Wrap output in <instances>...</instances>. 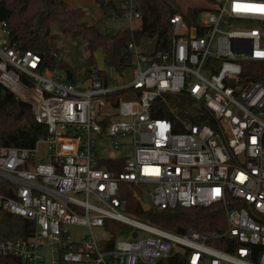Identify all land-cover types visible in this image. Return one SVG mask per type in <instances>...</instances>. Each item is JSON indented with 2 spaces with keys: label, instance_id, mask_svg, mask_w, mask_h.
<instances>
[{
  "label": "built area",
  "instance_id": "built-area-1",
  "mask_svg": "<svg viewBox=\"0 0 264 264\" xmlns=\"http://www.w3.org/2000/svg\"><path fill=\"white\" fill-rule=\"evenodd\" d=\"M113 1L120 12L111 16L143 20L140 0ZM168 19L165 45L145 53L131 41L130 71L118 79L91 65L81 86L74 73L43 67L40 52L11 44L0 20V84L48 129L34 147L0 146V177L11 190L0 204L35 223L27 239L0 238V256L45 264L38 249L48 244L51 264H264V78L246 71L247 62H264V0H215ZM177 95L199 115L179 114L167 100ZM157 101L169 117L156 115ZM201 110L212 124L194 121ZM122 146L132 153L110 169L102 160L118 158L108 149ZM122 183L152 187L151 209L221 204L227 226L176 233L130 217ZM107 219L130 224L132 239L103 249L110 238L93 229ZM70 225L86 227L85 239H73Z\"/></svg>",
  "mask_w": 264,
  "mask_h": 264
},
{
  "label": "trees",
  "instance_id": "trees-1",
  "mask_svg": "<svg viewBox=\"0 0 264 264\" xmlns=\"http://www.w3.org/2000/svg\"><path fill=\"white\" fill-rule=\"evenodd\" d=\"M95 1L108 16L118 10L117 3L113 0ZM66 4L65 0H0V20L8 24L10 43L22 50L30 49L40 52L43 67L71 69L68 62L56 58L57 34L53 31V27L57 26L61 32L74 37L80 36L85 40L91 63H95L94 52L102 49L106 64L122 71L135 61L134 53L128 49L129 42L136 41L142 36L157 37V47H161L168 42L171 35L169 16L178 12L194 16L204 9L190 6L183 11L177 0H140V10L143 13L140 29L133 32L130 28H126L111 33L102 32L94 25L88 24L84 19L85 10L81 7L68 8ZM256 63H259L260 68L253 77L264 78V62H253V64ZM167 100L179 114L184 115H186L184 107L194 105L192 100L183 95L167 96ZM155 108L156 115L169 117L170 111L165 110L166 107L161 102L157 101ZM201 112V118L194 121L212 124L211 115L203 110ZM47 134V126L36 121L31 106L0 84V146L31 148ZM117 162L119 166L116 165L115 168L109 162L106 164L110 169L120 170L122 159ZM123 184H121L122 190ZM0 193L11 195L8 182L1 177ZM122 196L127 200V210L133 208L142 219L171 232L184 233L188 226H192L202 233L211 234L227 226L226 215L221 204L199 209L178 206L174 209L152 208L144 211L142 207L144 198L139 192L135 191L132 195L122 191ZM113 226V220L107 219L105 228L112 234ZM34 231V221L13 214L0 204V238L27 239L33 235ZM114 239L111 236L109 240L102 241L103 249L112 246ZM209 243L221 247V243L214 238L210 239ZM0 264H19V260L12 256H0ZM59 264L71 263L61 259Z\"/></svg>",
  "mask_w": 264,
  "mask_h": 264
},
{
  "label": "rangeland",
  "instance_id": "rangeland-1",
  "mask_svg": "<svg viewBox=\"0 0 264 264\" xmlns=\"http://www.w3.org/2000/svg\"><path fill=\"white\" fill-rule=\"evenodd\" d=\"M66 7L68 8H76L81 7L85 10L84 19L88 24L94 25L102 32H111L115 33L120 29L131 28L130 21L126 18L122 17H113L106 15L100 5L95 0H65ZM180 8L183 11H186L187 7L197 6L209 9L213 2H209L208 0H177ZM208 13L204 12L201 15V18H204ZM140 21L136 20L132 23L134 28H140ZM53 31L57 34L56 39V58L64 60L70 64V68L74 73L73 80L80 85L82 81L85 79V75L89 70L90 66L93 64L90 62V52L86 48L85 40L80 36H71L67 33L61 32V30L55 26L53 27ZM264 39V36H263ZM156 38L155 37H143L139 43V49L145 53H152L156 48ZM94 64L99 68L106 69V71H112V75L118 79H120V71H117L116 68L112 66H108L105 62V53L102 49H98L94 52ZM128 71H130V66L127 67ZM259 63L253 64V62L246 63V71L256 74L259 70ZM81 86V85H80ZM128 142V139L123 138L122 142ZM40 149L42 151L46 150L45 143H39ZM108 153L112 155H130L132 153L131 146H122L120 149H108ZM122 188L126 194H132L133 192H139L140 195L144 198V201L150 202L151 197L149 192L152 190V187H146L144 185L140 186H131L128 183H124ZM125 214L130 217H134L135 219L146 221L138 216L133 208H129ZM148 222V221H146ZM114 233L107 229L101 227H95L93 229L96 237L101 238L102 240L108 239L111 236L118 240H131L132 235L130 230L133 228L130 224L125 222L115 221L113 220ZM88 229L79 225H70L69 233L71 237L75 240H84L85 235L88 234ZM141 235H143L144 231H139ZM84 236V238H83ZM177 249L180 252H185V247L182 245H178ZM38 253L43 257V261L45 264H51V259L56 256L54 254L53 248L51 245L43 244L39 247ZM58 257V256H57Z\"/></svg>",
  "mask_w": 264,
  "mask_h": 264
},
{
  "label": "water",
  "instance_id": "water-1",
  "mask_svg": "<svg viewBox=\"0 0 264 264\" xmlns=\"http://www.w3.org/2000/svg\"><path fill=\"white\" fill-rule=\"evenodd\" d=\"M111 45H112V44H111ZM66 72H67V79H71L72 76H73V72H72V70H71V69H67ZM185 109H186L190 114H192L193 116H198V115H199V111L196 110V109H194L191 105H186V106H185ZM142 207H143L144 211H149V210L151 209L150 204H149L148 202H145V201L142 202ZM197 208L199 209L200 207H197ZM136 235H137V233H134V236H136Z\"/></svg>",
  "mask_w": 264,
  "mask_h": 264
},
{
  "label": "crops",
  "instance_id": "crops-1",
  "mask_svg": "<svg viewBox=\"0 0 264 264\" xmlns=\"http://www.w3.org/2000/svg\"><path fill=\"white\" fill-rule=\"evenodd\" d=\"M132 23L133 22H130V26H131V30L133 31V32H136V31H138L140 28H134L133 26H132ZM141 23H143V21L141 20L140 21V25H141ZM141 27V26H140ZM147 37H150V36H147ZM143 38V36L142 37H140V39H138V40H134L135 41V43L138 45V47H139V41L141 40ZM156 38V40H157V37H155ZM156 46H157V41H156ZM115 156H118V158H110L109 160H106V159H104V160H102V162H104V163H107V162H109V163H111V165L115 168L116 167V165L117 166H119V164H118V160L119 159H122V163L120 164L121 166H122V164H123V162H124V158H122L121 156L122 155H115Z\"/></svg>",
  "mask_w": 264,
  "mask_h": 264
}]
</instances>
